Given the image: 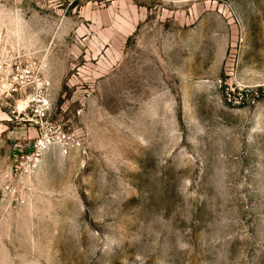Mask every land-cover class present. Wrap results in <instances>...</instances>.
<instances>
[{"label":"rangeland","instance_id":"374dc122","mask_svg":"<svg viewBox=\"0 0 264 264\" xmlns=\"http://www.w3.org/2000/svg\"><path fill=\"white\" fill-rule=\"evenodd\" d=\"M31 61L80 146L0 88V264H264V0H0Z\"/></svg>","mask_w":264,"mask_h":264},{"label":"built area","instance_id":"2783aa9c","mask_svg":"<svg viewBox=\"0 0 264 264\" xmlns=\"http://www.w3.org/2000/svg\"><path fill=\"white\" fill-rule=\"evenodd\" d=\"M47 68L48 64L44 61L15 63L9 70L2 71L0 82L4 95L22 103V113L31 117L30 121L40 129V135L34 145L33 158H39L52 148L68 154L71 148L80 146V141L73 134L51 121L54 102L52 84L46 76Z\"/></svg>","mask_w":264,"mask_h":264}]
</instances>
